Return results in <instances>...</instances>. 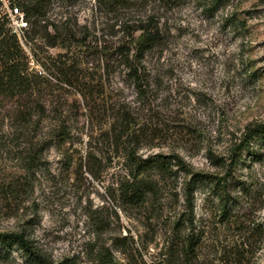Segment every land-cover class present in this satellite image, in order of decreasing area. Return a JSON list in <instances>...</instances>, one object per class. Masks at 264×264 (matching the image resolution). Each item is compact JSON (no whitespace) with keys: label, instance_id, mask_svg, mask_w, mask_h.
<instances>
[{"label":"rangeland","instance_id":"obj_1","mask_svg":"<svg viewBox=\"0 0 264 264\" xmlns=\"http://www.w3.org/2000/svg\"><path fill=\"white\" fill-rule=\"evenodd\" d=\"M29 2L20 46L40 83L23 97L0 95V232L23 233L51 264H101L104 253L160 264L189 213L201 237L194 264H264V137L226 184L200 182L186 201L190 172L225 176L247 126L264 122V0L218 10L208 0H144L111 12L97 0H46L38 30ZM150 14L164 41L146 56L139 92L118 49L139 35L126 25ZM132 148L179 157L188 171L173 159L168 173L148 175L146 200L128 204L118 188ZM8 254L0 264H31L16 246Z\"/></svg>","mask_w":264,"mask_h":264},{"label":"trees","instance_id":"obj_2","mask_svg":"<svg viewBox=\"0 0 264 264\" xmlns=\"http://www.w3.org/2000/svg\"><path fill=\"white\" fill-rule=\"evenodd\" d=\"M142 1L144 0H97L98 4L109 12L128 7L136 8ZM208 1L210 10H218L226 0ZM25 7L28 11L30 8L33 9V28L38 30L42 19L46 16V0H33V3L29 2L25 4ZM229 21L233 20L230 19ZM239 23L238 20L237 24ZM126 26L132 28V31L139 32V35L136 39H132L128 48L121 46L118 52L122 63L128 69V75L132 78L137 90L141 92L147 80L145 76L146 56L163 44L164 34L154 14ZM28 65L27 56L24 54L18 39L10 32L6 21L0 18V95H19L23 97L33 90V85L40 83L39 78L28 72ZM259 137H264V122L247 126L241 141L232 148L229 162L226 165L227 172L225 176L190 172L191 177L186 185L187 204L193 203L194 188L200 182L206 181L215 186L226 184L231 176V171L239 163L242 152L254 139ZM173 159H175L176 164H179L183 169H187L186 164L179 157H170L169 160L161 154L142 157L136 154L135 148L129 149V178L119 185V198L133 206L141 205L146 200L147 195L155 190L153 181L148 178V175L151 173H168L171 171L170 164ZM176 226L179 229V234L182 233L183 229L187 232L178 241V247H175L176 249L171 252L166 261L160 264H176L180 261L182 255H184L182 264H194L195 252L200 244L201 237L193 232L194 220L191 214L187 213L185 219L179 218ZM15 246L22 252V256L27 262L31 264H51L23 233L0 232V256L9 257V249ZM101 264H117V262L112 255L104 253Z\"/></svg>","mask_w":264,"mask_h":264},{"label":"built area","instance_id":"obj_3","mask_svg":"<svg viewBox=\"0 0 264 264\" xmlns=\"http://www.w3.org/2000/svg\"><path fill=\"white\" fill-rule=\"evenodd\" d=\"M23 0H0V18L6 21L10 32L16 36L19 43L25 45L29 21L22 7ZM42 74L43 71L39 70Z\"/></svg>","mask_w":264,"mask_h":264}]
</instances>
